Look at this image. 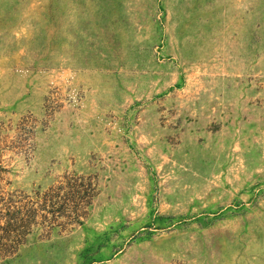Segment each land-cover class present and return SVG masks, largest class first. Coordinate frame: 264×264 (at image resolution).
Wrapping results in <instances>:
<instances>
[{
    "label": "rangeland",
    "instance_id": "obj_1",
    "mask_svg": "<svg viewBox=\"0 0 264 264\" xmlns=\"http://www.w3.org/2000/svg\"><path fill=\"white\" fill-rule=\"evenodd\" d=\"M0 162L97 188L0 264H264V0H0Z\"/></svg>",
    "mask_w": 264,
    "mask_h": 264
},
{
    "label": "trees",
    "instance_id": "obj_2",
    "mask_svg": "<svg viewBox=\"0 0 264 264\" xmlns=\"http://www.w3.org/2000/svg\"><path fill=\"white\" fill-rule=\"evenodd\" d=\"M0 162V254L16 252L36 234L48 236L55 229L81 223L97 192L93 175L64 172L43 190H9Z\"/></svg>",
    "mask_w": 264,
    "mask_h": 264
}]
</instances>
